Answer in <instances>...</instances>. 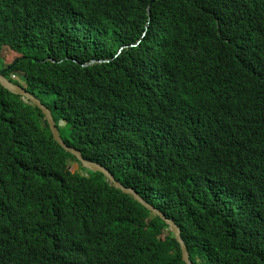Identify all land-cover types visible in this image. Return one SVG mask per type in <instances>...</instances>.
<instances>
[{"label":"trees","instance_id":"1","mask_svg":"<svg viewBox=\"0 0 264 264\" xmlns=\"http://www.w3.org/2000/svg\"><path fill=\"white\" fill-rule=\"evenodd\" d=\"M0 74L191 264H264V0H0ZM72 162L0 86V264H184Z\"/></svg>","mask_w":264,"mask_h":264},{"label":"water","instance_id":"2","mask_svg":"<svg viewBox=\"0 0 264 264\" xmlns=\"http://www.w3.org/2000/svg\"><path fill=\"white\" fill-rule=\"evenodd\" d=\"M0 86L1 88H4L5 90H7L9 93L15 96H18L21 102L27 103L31 105L32 107L36 108L38 111H40L42 115L44 116V119L48 125V128L53 137V140L65 152L74 156L78 164L81 165V167L84 170H87L93 173L102 174L106 178L110 186H112L113 188L117 190H120L125 195L132 196L135 199V202L142 204L149 210V212L153 214V216L158 217L167 226L168 230L173 235L174 240L179 245L180 252H181V261L184 264H191V262L189 261V253L185 245L183 244V241L180 236V229L177 227V225L172 220L167 219L156 208H154L149 203L145 202V199L142 196H140V194L135 189L127 188L124 185H122L120 182H118L107 168L103 167L102 165L98 163L87 161L79 150L69 147L64 142V140L62 139L60 135L59 128L62 127L61 124L59 126L56 125V123L54 122L53 116H52V112L46 106H44L40 100L36 99L33 95L28 93L21 86L15 85L11 83L10 81H8L2 74H0Z\"/></svg>","mask_w":264,"mask_h":264},{"label":"rangeland","instance_id":"3","mask_svg":"<svg viewBox=\"0 0 264 264\" xmlns=\"http://www.w3.org/2000/svg\"><path fill=\"white\" fill-rule=\"evenodd\" d=\"M12 79H13V83H16V84L21 85V86H25L23 76L15 75ZM61 126L62 127L64 126L63 123L61 124ZM71 171L72 172H79L81 174H86V172H83V170L81 169V165H79L76 162L71 163Z\"/></svg>","mask_w":264,"mask_h":264}]
</instances>
